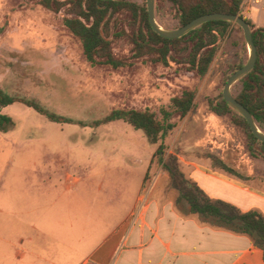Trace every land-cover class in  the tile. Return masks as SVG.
<instances>
[{"label":"rangeland","instance_id":"obj_1","mask_svg":"<svg viewBox=\"0 0 264 264\" xmlns=\"http://www.w3.org/2000/svg\"><path fill=\"white\" fill-rule=\"evenodd\" d=\"M242 9L255 27H264V0H243ZM65 16L69 15L64 8L55 13L34 1L0 0V86L5 91L33 98L61 115L94 120L113 108H148L160 114V108L168 107L172 97L184 89L193 90L192 109L183 117L176 114L171 118L175 127L165 139L167 155H174L184 171L191 166L190 161L218 168L213 159L220 158L240 169L248 178L245 183L264 191V156L249 152L248 136L232 122L231 114L218 115L209 106L219 99L236 65L248 60L249 47L237 24L232 23L227 35L219 39L207 73L200 76L179 60L164 65L150 56L131 60L130 65L120 68L91 65L79 39L63 25ZM154 17L164 29L179 27L175 10L167 0H154ZM129 24L127 13L114 16L110 38L118 58L129 59L132 44L125 35L114 37L112 33L121 28L129 33ZM239 89L240 83L234 82L232 95ZM2 111L13 118L15 126L5 133L11 137L0 141V182H23V165H31L33 160L39 166L73 170L84 166L89 152L104 151H112L113 156L120 150L138 153L140 159L134 160L140 161L135 164L139 173L146 170L149 153L157 147L147 142L141 130L122 120L82 127L51 122L21 103ZM97 160L96 156L90 159L94 164ZM158 169L154 159L145 189ZM174 197L176 192L172 190Z\"/></svg>","mask_w":264,"mask_h":264},{"label":"crops","instance_id":"obj_2","mask_svg":"<svg viewBox=\"0 0 264 264\" xmlns=\"http://www.w3.org/2000/svg\"><path fill=\"white\" fill-rule=\"evenodd\" d=\"M153 152L139 173L140 155L124 150L89 152L73 170L24 164L23 182H0V264H264L247 235L177 206L161 166L145 189ZM189 164L182 171L209 197L264 214L263 190L210 163Z\"/></svg>","mask_w":264,"mask_h":264},{"label":"trees","instance_id":"obj_3","mask_svg":"<svg viewBox=\"0 0 264 264\" xmlns=\"http://www.w3.org/2000/svg\"><path fill=\"white\" fill-rule=\"evenodd\" d=\"M34 1L45 9L59 12L64 8L69 16L63 17V25L79 39L83 55L91 65H109L112 68L128 66L131 60L150 56L154 62L164 65L169 60L188 64L191 71L203 76L207 73L217 51L219 39L227 35L232 22L207 21L176 38H166L156 33L148 19L146 2L129 0H25ZM172 4L179 27L192 19L207 13L221 12L238 14L249 25L257 50L254 67L238 82L240 89L233 95L251 114L257 127L264 132V27H255L253 21L243 14V0H167ZM125 12L130 17L129 33L122 28L113 32L114 37L125 35L132 44L129 59L118 58L112 51L110 38L114 27V16ZM173 54L180 56L175 59ZM245 63H239L232 73ZM231 73V74H232ZM230 74V75H231ZM229 75V76H230ZM228 76V77H229ZM227 77V78H228ZM195 92L184 89L180 95L171 98L168 107H161L160 114L145 108H113L108 114L94 120H79L58 114L33 98L11 94L0 86V132L13 129V118L1 111L2 107L21 103L32 108L51 122L76 124L82 127H98L115 120H122L134 129L141 130L147 142L157 145L151 163L157 160L161 169L168 174L172 188L177 191L175 204L196 214L198 219L212 227L225 229L235 234L247 235L254 246L263 252L264 260V214L258 209L241 211L236 206L220 199L209 197L197 183L180 168L177 158L166 153V137L175 127L173 115L185 116L193 107ZM218 115L231 114V120L248 136V150L251 154L263 155L264 142L251 132L246 119L223 99L209 104ZM262 149V150H261ZM214 167L243 182L247 177L240 169L230 166L220 158L213 159ZM150 167V166H149ZM148 179V171L145 181Z\"/></svg>","mask_w":264,"mask_h":264},{"label":"water","instance_id":"obj_4","mask_svg":"<svg viewBox=\"0 0 264 264\" xmlns=\"http://www.w3.org/2000/svg\"><path fill=\"white\" fill-rule=\"evenodd\" d=\"M146 7L148 10V19L149 23L152 27V29L158 33L159 35L166 37V38H176L179 37L189 30L199 26L200 24L207 22V21H213V20H223V21H229L232 23L237 24L243 32L244 38L246 40V43L249 47V56L248 60L245 62V64L234 71L226 80L223 90H222V96L223 99L228 103L230 107H232L235 111L240 113L247 121L249 128L252 132V134L261 142H264V132L261 131L255 121L253 120L250 112L232 95L231 93V85L238 81L241 77L246 75L255 65L257 61V50L254 45L251 30L249 28L248 23L238 14H230V13H221V12H213V13H207L200 15L188 23H186L183 26H180L176 29H164L162 28L154 17V0H146Z\"/></svg>","mask_w":264,"mask_h":264}]
</instances>
